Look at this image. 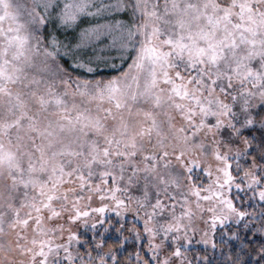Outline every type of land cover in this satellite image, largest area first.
I'll return each mask as SVG.
<instances>
[{
	"label": "snow or ice",
	"instance_id": "obj_1",
	"mask_svg": "<svg viewBox=\"0 0 264 264\" xmlns=\"http://www.w3.org/2000/svg\"><path fill=\"white\" fill-rule=\"evenodd\" d=\"M0 264H264V0H0Z\"/></svg>",
	"mask_w": 264,
	"mask_h": 264
}]
</instances>
